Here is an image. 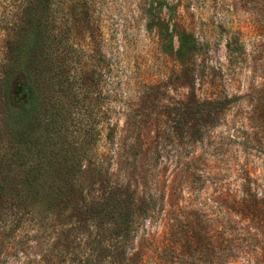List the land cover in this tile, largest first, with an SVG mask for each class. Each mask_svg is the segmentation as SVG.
<instances>
[{
  "label": "rangeland",
  "instance_id": "374dc122",
  "mask_svg": "<svg viewBox=\"0 0 264 264\" xmlns=\"http://www.w3.org/2000/svg\"><path fill=\"white\" fill-rule=\"evenodd\" d=\"M5 5L0 0V264H86L91 252L81 238L63 250L72 211L59 216L31 200L23 207L17 168L7 167L22 74L5 79ZM68 10L78 17L72 43L93 77L84 105L68 100L71 131L85 124L101 131L93 152L105 159L112 181L126 179L129 163L137 167L130 181L145 212L134 254L179 263L184 238L171 241L170 229L190 232L215 220L237 240L227 264H264L263 215L233 212L247 175L264 197V0H69ZM196 96L242 97L202 143L180 139L174 129L181 103ZM80 184L89 199L99 196L89 171ZM172 247L180 258H172Z\"/></svg>",
  "mask_w": 264,
  "mask_h": 264
},
{
  "label": "trees",
  "instance_id": "16d2710c",
  "mask_svg": "<svg viewBox=\"0 0 264 264\" xmlns=\"http://www.w3.org/2000/svg\"><path fill=\"white\" fill-rule=\"evenodd\" d=\"M68 1L6 0L3 7L5 79L13 71L22 74L16 83L21 104L11 141L14 154L7 166L9 170L12 165L17 168L22 206L28 200L43 202L49 210L58 211L59 216L71 210L72 226L64 236L63 250L68 252L70 245L81 238L91 252L86 264H227L236 256L237 240L220 232L215 220L209 221V227H191L190 232L170 229L171 241L181 242L184 238L182 247L186 251L179 263L167 260V255L160 262L150 263L144 256L134 254L133 243L140 229L137 219L140 211L145 212L138 205L130 181L137 167L132 168L129 163L125 167L126 181H112L105 159L93 152L101 131L92 132L88 124L71 131L73 113L68 109V100L84 105L93 77L81 65V55L72 43V22L78 17L73 10L66 11ZM102 55L99 60L104 62ZM241 99L196 96L182 102L174 128L177 136L204 142ZM86 112L92 117L89 109ZM129 168L133 170L130 172ZM86 171L99 182L98 197L89 199L80 184ZM242 181L239 209H233L234 214L245 219L260 215L264 218V197L254 191L249 175ZM177 250L170 248V255L178 254L172 258L182 255ZM58 255L63 257V251Z\"/></svg>",
  "mask_w": 264,
  "mask_h": 264
}]
</instances>
